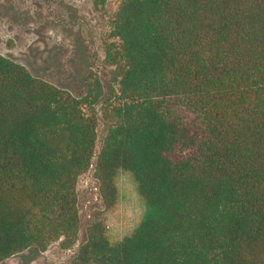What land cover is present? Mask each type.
<instances>
[{
    "label": "trees",
    "instance_id": "16d2710c",
    "mask_svg": "<svg viewBox=\"0 0 264 264\" xmlns=\"http://www.w3.org/2000/svg\"><path fill=\"white\" fill-rule=\"evenodd\" d=\"M106 60L118 90L95 176L112 210L133 174L145 213L117 243L93 222L72 263L264 264V0H122ZM101 93L0 54V263L75 243Z\"/></svg>",
    "mask_w": 264,
    "mask_h": 264
},
{
    "label": "rangeland",
    "instance_id": "374dc122",
    "mask_svg": "<svg viewBox=\"0 0 264 264\" xmlns=\"http://www.w3.org/2000/svg\"><path fill=\"white\" fill-rule=\"evenodd\" d=\"M121 1L0 0V54L77 96L86 95L96 80L102 87L93 107L97 116L95 155L77 183L81 223L75 243L65 247L60 238L46 250L29 248L0 264H73L93 222L103 220L110 240L117 243L144 216L145 204L133 174L119 173V201L112 210L105 206L95 176L97 155L111 125L112 89L118 90L116 67L106 60V41Z\"/></svg>",
    "mask_w": 264,
    "mask_h": 264
}]
</instances>
